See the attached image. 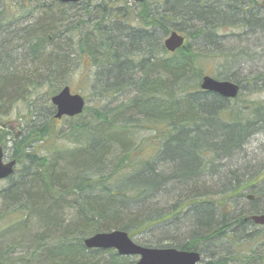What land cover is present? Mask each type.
I'll list each match as a JSON object with an SVG mask.
<instances>
[{
  "label": "trees",
  "instance_id": "16d2710c",
  "mask_svg": "<svg viewBox=\"0 0 264 264\" xmlns=\"http://www.w3.org/2000/svg\"><path fill=\"white\" fill-rule=\"evenodd\" d=\"M53 1L57 10L0 0V126L19 103L29 112L26 129H0L21 169L0 187V264H135L85 246L113 231L197 252L203 264H264V226L251 220L264 215V160L248 154L264 135V0H147L125 21L88 0L73 20L61 7L80 3ZM11 4L31 9L18 20ZM172 32L186 38L173 54L164 47ZM226 32L263 37L239 51ZM247 64L259 68L243 75ZM86 68L95 69L91 94L106 103L67 119L73 147H63L52 136L55 108L33 96L74 88ZM206 76L237 84L238 98L203 91Z\"/></svg>",
  "mask_w": 264,
  "mask_h": 264
},
{
  "label": "water",
  "instance_id": "95a60500",
  "mask_svg": "<svg viewBox=\"0 0 264 264\" xmlns=\"http://www.w3.org/2000/svg\"><path fill=\"white\" fill-rule=\"evenodd\" d=\"M62 4H79L82 0H57ZM95 1V0H89ZM136 3H144L147 0H134ZM185 37L177 32L171 33L164 41L166 50L170 53L183 48ZM201 89L215 93L225 99H236L240 93V87L229 81H217L209 76L204 77ZM56 109L55 119L63 117L74 118L83 114L86 107L85 99L79 94H73L70 87H65L59 94L51 99ZM3 148L0 147V181L9 179L15 172L17 165L13 160L4 163ZM251 220L256 225L264 226V215L253 216ZM85 246L94 250H115L122 257H137L136 264H203L199 253L194 251H179L173 248L155 249L135 244L126 232L113 231L110 233L96 234L85 240Z\"/></svg>",
  "mask_w": 264,
  "mask_h": 264
},
{
  "label": "rangeland",
  "instance_id": "374dc122",
  "mask_svg": "<svg viewBox=\"0 0 264 264\" xmlns=\"http://www.w3.org/2000/svg\"><path fill=\"white\" fill-rule=\"evenodd\" d=\"M43 1H44L43 5L45 6V9L46 8L47 9H53V10L58 9V6H57L58 3H55L53 0H43ZM81 2L79 4V8L76 6L78 8L77 10H76V8H74L73 10H69V9L61 7L60 11L61 12L65 11L66 12L65 15H67L69 18H72L74 20V18L76 17V15L74 13L76 11H78L79 9L83 10L85 8L86 3H87L86 0H83L82 3ZM134 3H135L134 0H96L93 2V6L95 8H97V10L95 9L96 13H99L102 10L103 6L105 4H108L109 8L113 7L115 9L114 10V16L117 18V20L118 21H125V20H128V18H131L133 16ZM43 5L39 6L38 10L43 11L44 10V9H42ZM58 5H60V4H58ZM75 5H77V4H75ZM10 6H11V9L9 11L16 13L15 17L18 20H20L21 17L25 16V14L28 15L29 11L31 9V7H29L27 12L24 14L22 12H19L16 8H14V6H12V4ZM32 8L37 9L38 7L33 6ZM117 11H119V12H117ZM20 13H22L23 15ZM83 14L85 15L84 11L81 12L82 16H84ZM129 14L131 15V17L130 16L128 17ZM260 14L262 17H264V12H262ZM65 18H66V16H65ZM229 32L225 33L226 34L225 36H227L228 48L232 49L233 47H236V50H239V51L242 48H247V47H251V49L254 50L257 42L260 40V38L263 37L260 33H257L256 35H254V33H252V32H250V34H248V33L245 34L244 32H241L238 34L239 35L238 37L237 36L233 37V36H231V34ZM230 36L233 38H230ZM258 68H259V64H256V65L247 64L245 66V68H242L240 73L243 75H248V71L255 73L258 70ZM94 71H95V69L91 70L89 68H86L84 71L80 70L79 73L77 74L76 78L73 81L74 88H72L73 93H78L81 96H84L86 98L87 104L90 107L103 105L106 103V102H99L100 104H97V102L99 100L94 98V96L91 94V90H90V86H89L90 85L89 79L92 78L91 73L93 74ZM87 77H89V78H87ZM49 91L50 90H48L47 87H43V88L39 89L36 92V94L33 96V99L36 102V104L39 106V108L45 107V106H43V104L46 102H48V104H51L50 103V96H48ZM249 91H251V89L247 90L246 93H248ZM256 93H257L256 98L264 99V87L256 89ZM27 114H29V112H28L26 105L22 104V103L17 104L12 109L11 114L8 117L3 118V120L1 121L3 127L0 126V129H2L4 131H10L13 135L15 133L22 131L23 129H26L25 123L27 121H29ZM22 117H25V118H22ZM69 126L70 125H69L68 120L66 118L62 119V120H56L52 123V127H53L52 136H53V140L56 142V144H62L63 147H67V148L73 147L72 146L73 144L67 138V135H64V136L62 135V131L64 134L69 133V131H70ZM55 133H57V134L55 135ZM143 137H144V140L147 139L146 135H144ZM6 150H5L6 156L8 158H10L11 157V151H9V148H7ZM40 150H45V149L42 148ZM248 154H249L250 160L253 162H256V160H258V158L264 160V135H259L252 141L251 146H250V150H248ZM17 170L21 172L20 168ZM19 175H20V173H19ZM0 187H1V189H6L8 187V182L7 181L1 182ZM3 211H6V210H3ZM1 214H2V206L0 203V232L2 231L1 226L5 223V221H7L6 216L3 218V217H1L2 216ZM133 241L138 245L142 244L141 238H134ZM18 253H19V255L17 254L16 256H14V258H20V257L24 256L26 252L24 250L20 249L18 251ZM132 258H136V257H132Z\"/></svg>",
  "mask_w": 264,
  "mask_h": 264
},
{
  "label": "flooded vegetation",
  "instance_id": "af4514ba",
  "mask_svg": "<svg viewBox=\"0 0 264 264\" xmlns=\"http://www.w3.org/2000/svg\"><path fill=\"white\" fill-rule=\"evenodd\" d=\"M9 161H11V159L6 156L5 157V162H9Z\"/></svg>",
  "mask_w": 264,
  "mask_h": 264
}]
</instances>
